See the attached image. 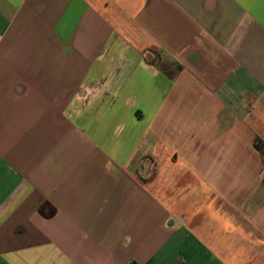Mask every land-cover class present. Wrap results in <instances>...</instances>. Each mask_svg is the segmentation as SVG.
<instances>
[{"label": "crops", "instance_id": "crops-1", "mask_svg": "<svg viewBox=\"0 0 264 264\" xmlns=\"http://www.w3.org/2000/svg\"><path fill=\"white\" fill-rule=\"evenodd\" d=\"M0 264H264V0H0Z\"/></svg>", "mask_w": 264, "mask_h": 264}, {"label": "trees", "instance_id": "trees-1", "mask_svg": "<svg viewBox=\"0 0 264 264\" xmlns=\"http://www.w3.org/2000/svg\"><path fill=\"white\" fill-rule=\"evenodd\" d=\"M260 142H259V140H255V143H254V146L258 149V150H260Z\"/></svg>", "mask_w": 264, "mask_h": 264}]
</instances>
